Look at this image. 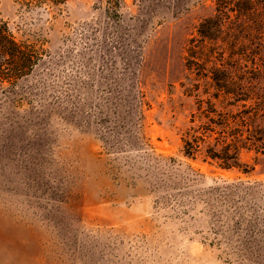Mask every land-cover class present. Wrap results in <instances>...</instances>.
<instances>
[{
  "label": "rangeland",
  "instance_id": "374dc122",
  "mask_svg": "<svg viewBox=\"0 0 264 264\" xmlns=\"http://www.w3.org/2000/svg\"><path fill=\"white\" fill-rule=\"evenodd\" d=\"M0 10L46 49L19 93L0 90V264H264V4ZM223 130L243 134L238 166L208 154ZM192 132L210 136L188 155Z\"/></svg>",
  "mask_w": 264,
  "mask_h": 264
},
{
  "label": "trees",
  "instance_id": "16d2710c",
  "mask_svg": "<svg viewBox=\"0 0 264 264\" xmlns=\"http://www.w3.org/2000/svg\"><path fill=\"white\" fill-rule=\"evenodd\" d=\"M29 8L58 6L65 4L68 0H15ZM109 2L114 15H119L120 9L125 0H106ZM264 0H216L217 12L223 17H230V12H240L247 9L256 10ZM225 17V18H226ZM213 17L205 19L201 23V32L208 36L207 28ZM46 52L43 44L29 39L19 37L10 26L0 10V90L7 94L19 93V87L23 80L32 74ZM251 144L253 147L264 153V95L251 92ZM254 125V126H253ZM216 137L217 147L209 146L208 154L213 158H219L226 167L238 166V153L242 133L231 136L223 130ZM210 135L204 132H192L185 139V153L193 155L199 149L203 140Z\"/></svg>",
  "mask_w": 264,
  "mask_h": 264
}]
</instances>
